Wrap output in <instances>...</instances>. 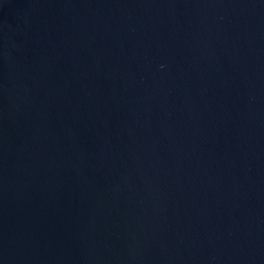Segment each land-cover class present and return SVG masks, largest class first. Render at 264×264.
I'll list each match as a JSON object with an SVG mask.
<instances>
[{
    "label": "water",
    "instance_id": "1",
    "mask_svg": "<svg viewBox=\"0 0 264 264\" xmlns=\"http://www.w3.org/2000/svg\"><path fill=\"white\" fill-rule=\"evenodd\" d=\"M0 264H264V0H0Z\"/></svg>",
    "mask_w": 264,
    "mask_h": 264
}]
</instances>
